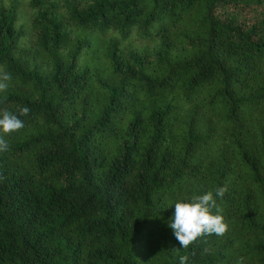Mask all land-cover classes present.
I'll use <instances>...</instances> for the list:
<instances>
[{
  "label": "trees",
  "instance_id": "1",
  "mask_svg": "<svg viewBox=\"0 0 264 264\" xmlns=\"http://www.w3.org/2000/svg\"><path fill=\"white\" fill-rule=\"evenodd\" d=\"M0 68V264H264V0H0Z\"/></svg>",
  "mask_w": 264,
  "mask_h": 264
},
{
  "label": "clouds",
  "instance_id": "2",
  "mask_svg": "<svg viewBox=\"0 0 264 264\" xmlns=\"http://www.w3.org/2000/svg\"><path fill=\"white\" fill-rule=\"evenodd\" d=\"M11 79V73L0 68V92L7 91ZM29 111L27 107L18 109L19 116L27 115ZM19 116L7 109L0 110V152L9 150L8 141L4 139V136L18 132L24 127V122ZM226 191V187H218L215 197L222 198ZM215 197L212 191H208L203 195H193L189 202L178 201L174 204V213L167 222V226L172 230L175 239L183 249L189 248L202 237L223 236L228 231V224L220 214L222 210L217 205ZM173 250L179 252L176 249ZM208 251V247L203 249L204 253ZM187 260L188 257L182 255L179 257V264H186ZM242 261L243 257L240 258L239 264H242Z\"/></svg>",
  "mask_w": 264,
  "mask_h": 264
}]
</instances>
